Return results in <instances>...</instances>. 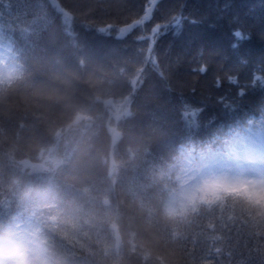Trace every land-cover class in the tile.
Returning <instances> with one entry per match:
<instances>
[{
	"label": "trees",
	"instance_id": "obj_1",
	"mask_svg": "<svg viewBox=\"0 0 264 264\" xmlns=\"http://www.w3.org/2000/svg\"><path fill=\"white\" fill-rule=\"evenodd\" d=\"M143 3L0 0V250L34 246L33 264H264V202L227 190L166 209L181 154L244 135L264 151V0H164L186 19L159 38L162 82L125 47L133 35L84 27L114 36ZM181 95L203 112L182 115Z\"/></svg>",
	"mask_w": 264,
	"mask_h": 264
},
{
	"label": "rangeland",
	"instance_id": "obj_2",
	"mask_svg": "<svg viewBox=\"0 0 264 264\" xmlns=\"http://www.w3.org/2000/svg\"><path fill=\"white\" fill-rule=\"evenodd\" d=\"M63 19L69 22L70 16L63 12ZM122 104L112 106L111 116L117 119L125 112ZM110 131L114 134L112 126ZM250 134V133H248ZM249 137L244 135L243 138ZM240 139H237V141ZM248 147L249 140L246 138ZM233 145L228 144V149H217L213 152H204L200 156L181 154L183 158L181 167L175 177V184L171 195L166 200V209L170 212L184 210L186 207L193 206L196 201H202L208 197H215L230 190L240 191L244 196H248L254 202H264V163H261L262 153L249 152V148L242 154L245 159L241 160H219L221 154H229ZM38 161L48 169V162ZM35 163L21 162L23 168L30 167ZM58 166V161L53 162ZM38 255L36 247L30 249L20 245L12 248H2L0 250V264H33Z\"/></svg>",
	"mask_w": 264,
	"mask_h": 264
},
{
	"label": "snow or ice",
	"instance_id": "obj_3",
	"mask_svg": "<svg viewBox=\"0 0 264 264\" xmlns=\"http://www.w3.org/2000/svg\"><path fill=\"white\" fill-rule=\"evenodd\" d=\"M186 7V4L181 5L179 11L175 7H172L171 10L167 12L164 11V0H144V3L140 6V12L137 16L133 17L127 24L118 27L113 36L111 31L112 26L109 25L105 27H95L91 25H84L85 30H94L98 35H104L110 37L117 41L125 37L126 34L133 35V40L131 45H126L125 47H132L135 53L141 54L143 65L141 71L145 69L149 70V75L155 77L156 81H166L171 78V65L166 64L161 60L160 54L157 49L159 38L162 35L167 34V29L170 25L175 23L177 31L181 29V21L186 19L183 16V9ZM59 14V10H57ZM189 23L195 24L197 20L191 19ZM141 30V35H135L136 30ZM165 30V31H162ZM67 34V33H66ZM235 36L241 37L239 31L234 33ZM242 38V37H241ZM139 45V46H137ZM235 47V45H233ZM200 73H205L206 68L201 66L199 68ZM225 79L229 84L233 83V77L231 75H226ZM144 81H141L143 85ZM222 85L221 78L219 75L214 76L213 78V87L219 89ZM171 91L169 86H166V89ZM192 93L195 94V88L192 89ZM237 95L243 96L244 92L239 90ZM222 97H217V102H222ZM179 103L181 106L182 115L187 114L188 109H192L195 112H203L204 106L192 107V105L183 98L181 95L179 98ZM200 103V102H197ZM246 138H242L235 142L234 146L230 149L229 154H221L219 159H214L212 162H219V160H241L245 159L242 154L247 150ZM261 163H264V156L261 157Z\"/></svg>",
	"mask_w": 264,
	"mask_h": 264
},
{
	"label": "water",
	"instance_id": "obj_4",
	"mask_svg": "<svg viewBox=\"0 0 264 264\" xmlns=\"http://www.w3.org/2000/svg\"><path fill=\"white\" fill-rule=\"evenodd\" d=\"M44 170V167L40 163H36L30 167V172H41Z\"/></svg>",
	"mask_w": 264,
	"mask_h": 264
}]
</instances>
